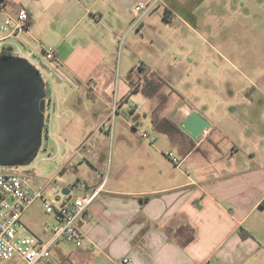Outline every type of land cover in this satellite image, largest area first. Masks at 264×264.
I'll return each instance as SVG.
<instances>
[{
  "label": "crops",
  "instance_id": "crops-1",
  "mask_svg": "<svg viewBox=\"0 0 264 264\" xmlns=\"http://www.w3.org/2000/svg\"><path fill=\"white\" fill-rule=\"evenodd\" d=\"M6 1L0 24L19 2L32 20L19 41L41 53L35 44L48 40L55 50L51 65L58 113L53 127L60 145L49 151L54 173L44 181L33 179L34 184L55 196L69 187L73 196L78 182L98 185L107 177L105 192L80 220L85 238L79 244L64 239L54 243L53 264H119L126 256L130 260L125 264H264V93L241 90L237 101L243 115L225 111L224 123L186 101L167 114L164 97L155 90L144 93L143 111L138 112L126 106L131 73L120 64L118 50L132 31L150 26V19H144L131 30L134 7L150 0ZM43 19L52 26L41 24ZM84 20L86 25L77 31ZM157 73L150 72L146 81L165 83V73ZM142 83L139 76L137 84ZM82 86L97 99V110L80 116L75 109L82 97L77 94V105L70 101ZM253 87L261 91L257 84ZM192 110L211 122L199 142L181 128ZM141 113L149 117L144 131L138 129ZM132 118H138L136 123ZM78 133L84 135L75 141ZM170 152L179 156L181 166L170 160ZM12 171L25 174L22 167ZM44 211L42 200L33 203L21 218L19 235L48 241L57 214ZM189 226L195 238L186 245L169 237L167 230L172 229L181 239ZM0 262L16 264L18 259Z\"/></svg>",
  "mask_w": 264,
  "mask_h": 264
},
{
  "label": "rangeland",
  "instance_id": "rangeland-1",
  "mask_svg": "<svg viewBox=\"0 0 264 264\" xmlns=\"http://www.w3.org/2000/svg\"><path fill=\"white\" fill-rule=\"evenodd\" d=\"M168 7L173 12L171 17L166 15ZM145 19H150V26L142 32L132 31L119 44L118 60L128 75L131 73L126 106L142 112V96L155 90L164 97L167 114L186 101L208 117L220 118L223 122L227 119L221 118L225 111L243 115L244 107L237 101L241 90L256 95L264 93V0H163ZM86 23L84 20L77 31ZM41 24L48 23L43 19ZM51 43L42 40L35 45L40 50H51ZM142 65L145 66L140 71L138 68ZM157 70L165 73V83L146 81V76ZM139 76L143 78L141 85L137 84ZM253 83L261 91L255 90ZM118 87L115 84L114 91ZM77 94L82 97V104L75 109L80 116L97 110L94 103L97 99L91 98L84 86L71 99V105H77ZM222 97L225 101L217 108ZM251 110L250 107L245 113ZM137 119L131 121L136 123ZM139 120L138 129L144 131L149 117L141 113ZM253 120L259 122L263 118ZM83 135L78 133L74 140ZM69 141L73 143V137ZM56 144L60 145V140L52 122V138L44 137L37 157L31 164L21 166L25 168L24 173L35 181L39 177L41 181L50 178L55 171V158L50 157L49 151H55ZM63 175L58 174L57 180Z\"/></svg>",
  "mask_w": 264,
  "mask_h": 264
},
{
  "label": "built area",
  "instance_id": "built-area-1",
  "mask_svg": "<svg viewBox=\"0 0 264 264\" xmlns=\"http://www.w3.org/2000/svg\"><path fill=\"white\" fill-rule=\"evenodd\" d=\"M163 0H150L135 6V17L131 30L138 29L146 16L155 10ZM0 8L8 9V2L0 0ZM32 20L29 10L22 4L14 7L12 12H7L4 21L0 24V58L9 56L28 60L40 72L46 86L45 115L43 125L44 137L52 138V122L57 115V101L55 90V72L51 65L55 59V50H41L36 53L27 48L20 41V36L31 28ZM116 112L113 108L112 118ZM114 122H110L107 129L113 133ZM170 160L177 166L182 165L172 152L168 153ZM17 167L0 166V261H10L17 258L16 264H53L51 248L58 240L79 244L85 238L80 220L84 217L91 204L105 192L106 178L98 185H88L85 182L75 184L79 190L66 202L63 195L57 196L48 193L45 187H38L30 175L12 171ZM42 200L44 209L48 213L57 214V225L52 236L43 242L32 235L18 233L21 218L25 211L37 200ZM71 203V204H70ZM130 260L128 256L119 261L125 264Z\"/></svg>",
  "mask_w": 264,
  "mask_h": 264
},
{
  "label": "water",
  "instance_id": "water-1",
  "mask_svg": "<svg viewBox=\"0 0 264 264\" xmlns=\"http://www.w3.org/2000/svg\"><path fill=\"white\" fill-rule=\"evenodd\" d=\"M46 86L40 72L23 58H0V166L21 167L37 157L43 145ZM181 128L195 142L211 128V122L192 110ZM71 201L69 187L61 189Z\"/></svg>",
  "mask_w": 264,
  "mask_h": 264
},
{
  "label": "trees",
  "instance_id": "trees-1",
  "mask_svg": "<svg viewBox=\"0 0 264 264\" xmlns=\"http://www.w3.org/2000/svg\"><path fill=\"white\" fill-rule=\"evenodd\" d=\"M3 197L2 193L0 192V199ZM169 237L171 238V240H175L177 242H179L180 245L184 246L187 243L191 242L194 240L195 238V232L194 229L191 228L190 226L188 228H184V232H182L183 237L181 239H178V237L180 236L179 234H177L174 230L170 229L167 230Z\"/></svg>",
  "mask_w": 264,
  "mask_h": 264
}]
</instances>
